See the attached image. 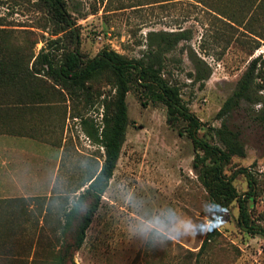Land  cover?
Returning a JSON list of instances; mask_svg holds the SVG:
<instances>
[{
    "label": "rangeland",
    "instance_id": "374dc122",
    "mask_svg": "<svg viewBox=\"0 0 264 264\" xmlns=\"http://www.w3.org/2000/svg\"><path fill=\"white\" fill-rule=\"evenodd\" d=\"M63 1L68 24L42 2L0 0V57L19 56L31 65L44 50L59 62L77 35L84 61L103 49L137 59L148 32L185 31L188 39L166 55L165 78L180 88L201 122L198 138L211 144L210 129L220 125L215 116L247 63L264 58V0ZM190 52L211 70L201 88L189 77ZM29 89L39 97L33 93L23 109L12 108L0 132H25L37 141L44 176L36 185L11 186L6 195L12 198L0 200V264H264V130L250 107L242 104L226 118L240 134L245 157L231 158L224 174L233 178L241 198L250 191L246 173L252 180L246 207L253 231L239 226L237 201L222 212L213 209L193 169L195 150L184 125H168L164 106L147 103L133 86L125 99L128 126L115 170L75 250L77 223L92 199L82 200L66 233L63 215L102 165L103 149L85 132L91 127L100 132L114 99V78L103 73L86 89L73 91L40 75ZM206 221L213 222L211 231L185 235L186 226L199 232Z\"/></svg>",
    "mask_w": 264,
    "mask_h": 264
},
{
    "label": "trees",
    "instance_id": "16d2710c",
    "mask_svg": "<svg viewBox=\"0 0 264 264\" xmlns=\"http://www.w3.org/2000/svg\"><path fill=\"white\" fill-rule=\"evenodd\" d=\"M50 8L62 23L68 24L63 0H36ZM73 32H71L72 34ZM74 47L64 54L61 61L55 62L49 52L42 50L35 60L28 65L17 56L12 59H0V121L5 118L12 108L23 109L24 102H28L31 94L29 85L37 76L48 77L50 81L62 89L81 91L103 73L114 78L115 94L110 108H107L100 132L91 127L85 133L95 144L103 149V162L97 174L89 179L87 188L78 196L73 207L63 215V233H66L78 215L82 200L89 197L93 205L80 217L74 237V248L78 250L86 236L93 217L97 211L101 197L105 193L108 183L118 161L122 143L128 126L126 95L133 86L147 103L160 104L166 109L168 125L183 124V131L190 139L195 150L193 169L197 178L205 189L213 209L222 212L233 202H238L239 226L253 231L249 225L246 202L253 197L252 180L248 178L250 189L241 198L232 181L224 174L225 165L231 158L245 157V149L238 131L229 127L226 118L242 104L252 109L254 123L264 130V58L259 55L252 58L236 82L232 94L226 99L215 116L219 121L218 128H209L215 140L214 144L203 137L198 138L202 129L201 122L189 111L187 103L181 98L180 88L165 78L166 55L176 48L182 41L187 40V32L150 31L146 34V50L140 58L128 59L113 50L103 49L91 60H82L79 53L78 36H74ZM193 73L189 74L191 82L203 87L210 78L211 70L206 63L193 52L189 54ZM14 104V105H13ZM145 102L142 103L144 105ZM255 107H258L255 109ZM255 109V110H254ZM179 131V135H182ZM243 171V172H241ZM239 174L246 172L241 170ZM217 232H209L203 241L198 255L203 252L207 243ZM256 234V232H253ZM60 262H62L60 258Z\"/></svg>",
    "mask_w": 264,
    "mask_h": 264
},
{
    "label": "crops",
    "instance_id": "0c3cea01",
    "mask_svg": "<svg viewBox=\"0 0 264 264\" xmlns=\"http://www.w3.org/2000/svg\"><path fill=\"white\" fill-rule=\"evenodd\" d=\"M25 132H0V200L10 199L11 186L36 185L44 176V157L37 141ZM42 147V146H41Z\"/></svg>",
    "mask_w": 264,
    "mask_h": 264
},
{
    "label": "clouds",
    "instance_id": "9594fccd",
    "mask_svg": "<svg viewBox=\"0 0 264 264\" xmlns=\"http://www.w3.org/2000/svg\"><path fill=\"white\" fill-rule=\"evenodd\" d=\"M213 227V222L206 221L203 225L200 226V231L196 232L194 230V227L191 225H188L184 228V233L187 237H195L197 234H205L208 231H211Z\"/></svg>",
    "mask_w": 264,
    "mask_h": 264
}]
</instances>
